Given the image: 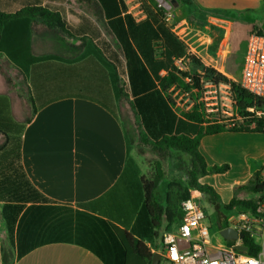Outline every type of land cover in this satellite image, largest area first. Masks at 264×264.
Here are the masks:
<instances>
[{"label": "crops", "instance_id": "crops-1", "mask_svg": "<svg viewBox=\"0 0 264 264\" xmlns=\"http://www.w3.org/2000/svg\"><path fill=\"white\" fill-rule=\"evenodd\" d=\"M175 2L0 0L5 14H49L10 19L0 34V60L25 87L29 111L21 119L19 96L0 90V264L3 252L8 264H151L161 255L162 233L181 219L174 196L187 190L199 199L179 161L169 162L173 153L183 155L189 173V156L169 150L161 160L153 153L165 136L200 131L168 103L159 82L184 68L181 42L224 74L232 18L261 13L264 0ZM217 135L198 146L203 185L220 167L207 161L202 144ZM152 181L159 217L145 198L144 183Z\"/></svg>", "mask_w": 264, "mask_h": 264}, {"label": "rangeland", "instance_id": "rangeland-1", "mask_svg": "<svg viewBox=\"0 0 264 264\" xmlns=\"http://www.w3.org/2000/svg\"><path fill=\"white\" fill-rule=\"evenodd\" d=\"M232 20L234 26L233 30L231 29L232 35L230 50L226 59L225 71L222 75L239 84L241 63L246 51V41L250 34L253 33V26L255 25L256 30H260L264 35V10L255 16H245V18L240 19L232 18ZM198 26L201 27L202 24L198 23ZM234 38L235 43L233 41ZM6 79H8V81H6ZM207 85L209 84L204 85L203 90L209 91L207 94L210 98L208 100V106H203L201 104L202 112L204 111L206 116H210V119L216 120L221 125H224L226 129L245 131L255 130L256 126L261 121L256 122L253 117H247V114L241 116L240 120H238L234 115H230L233 110L231 102L234 99L229 86L219 85L217 86V90L215 92ZM0 90L5 93L12 91L15 96H19L18 100L14 99L16 101L15 109L21 113V119L28 117L29 111L26 113L24 110L27 103V101H24L26 99L25 87L20 79L17 78L16 74L10 70L8 66L3 64L1 60ZM170 96L174 99L177 107L182 110L190 109L195 102L200 104L199 97L196 101H194L193 99L196 98L195 95L191 96L189 93L186 95L182 90L176 88L171 91ZM216 108L218 111H214ZM222 110L226 113L222 112ZM141 148L143 149V145H141ZM201 151L210 164L217 165L216 167H222L223 165L228 166V170L226 171L209 174V185L216 193L217 200L211 201L208 196L203 195L202 193H200V196L196 195L199 196L198 203L204 209L206 222L211 226V238L213 242H215L218 239L219 231L217 225L223 224V227L226 226L228 220L232 219V217L236 216L239 211H241L238 206L233 209H226V205H228L231 201L259 200L260 194L251 189L250 181L252 175H254L257 170L264 168V133L224 132L217 136L205 139V141H203ZM149 156L151 157L152 154H149ZM185 158L186 157H183V155L173 153V157L169 160L170 163L173 159L179 161L180 173L183 179L184 176L187 177L188 175L187 162ZM146 160L150 164L151 161H149V159ZM171 165L172 164H169V168L166 173H171V171H168L171 170ZM260 177L264 178L261 173ZM178 181L179 185H182V180L178 179ZM187 183L188 177L185 180V184ZM183 194L184 190H180V192L174 196V205L176 206L175 213H177V215L179 213L178 207L181 202V196ZM259 211L264 212V203L260 206ZM177 225L178 224L176 223L171 226L170 230H176ZM161 264L166 263L162 262Z\"/></svg>", "mask_w": 264, "mask_h": 264}, {"label": "trees", "instance_id": "trees-1", "mask_svg": "<svg viewBox=\"0 0 264 264\" xmlns=\"http://www.w3.org/2000/svg\"><path fill=\"white\" fill-rule=\"evenodd\" d=\"M41 12L49 15L44 10H30L24 9L15 14H5L0 12V34L2 31L3 24L10 20L18 17L30 16L33 12ZM254 33L261 34L260 30H256V26H253ZM186 46L181 42V53L180 58L182 59L183 69H178L173 67L167 76H165L159 82V88L161 92L166 95V99L170 105H175L173 98L170 96V90L172 88L180 89L185 93L195 95L196 98L193 100L196 101L197 98L203 94V88L206 84H211L213 86L226 85L229 86L233 99L236 101L238 111H245L248 107H258L261 108L264 106V102L259 98L255 97L253 94L243 89L239 84L229 80L224 75L218 73L216 70L205 67L202 65L199 58L195 55H192L189 52H186ZM186 69V70H185ZM8 81V79H6ZM120 96L123 97V88L119 90ZM192 99V98H191ZM180 116L192 123L197 124L200 127L198 134L191 138L186 135L178 136H165L162 139L154 142L152 145L153 153L161 160L166 159L168 156L169 150H176L183 154H186L190 158L191 169L188 173L189 177V188L194 189L209 197L211 201L217 200V195L214 190L208 186L203 185L198 182L200 176L207 174L206 164L203 157L198 152V146L200 140L204 136H213L224 132H253V133H264V124L261 122L256 126L255 130L245 131V130H236V129H226L224 125H221L216 120H212L202 112L201 104L194 105L188 110H180ZM1 133V132H0ZM3 135L6 136L4 133ZM15 141V138H14ZM142 143L147 144V141H142ZM227 169V166L220 168H211L209 173H220ZM251 189L260 194L259 200H243V201H231L228 205L225 206L226 209H233L236 206L240 207L241 210L248 211L252 214H257L259 212L260 206L264 203V178L260 177V172H256L251 178ZM157 186V181L145 182V198L147 204L150 208L153 216H158L162 213L163 210L156 204H152L153 200V191ZM189 197L187 190L184 191V194L181 196V202ZM180 202V204H181ZM153 206V209H152ZM181 218V214H180ZM10 224V222H9ZM219 229H223V224L217 225ZM117 234H126L121 232L119 229H116ZM9 237L12 236L13 228L8 225ZM242 244L246 248L245 254L249 256H257L260 251V246L256 245L254 241L248 236L245 235L242 240ZM140 243L136 242V250L140 251ZM2 262L3 264L7 263V256L2 253Z\"/></svg>", "mask_w": 264, "mask_h": 264}, {"label": "built area", "instance_id": "built-area-1", "mask_svg": "<svg viewBox=\"0 0 264 264\" xmlns=\"http://www.w3.org/2000/svg\"><path fill=\"white\" fill-rule=\"evenodd\" d=\"M158 7L164 9L162 3H159ZM166 16L170 18L169 10H166ZM239 85L264 102V35L253 32L248 37ZM207 86L216 92L217 86L211 84ZM208 93L209 91H203L200 97V104L203 106H208L210 99L207 96ZM231 103L233 108L231 116L234 115L240 120L241 116L247 114V117H253L256 122L264 123V106L248 107L245 111H238L236 101L233 100ZM260 173L264 176V168L260 170ZM198 200L193 196L182 201L181 219L177 223L176 230L171 231L167 228L162 233L159 264L162 262L166 264H264V212L252 214L241 210L223 227L244 236L248 235L256 245L260 246L257 256H249L245 254L246 250L239 251L235 248L244 246L241 239L227 241L222 238L220 231L223 229H219L218 239L213 242L210 234L211 226L207 224L204 209Z\"/></svg>", "mask_w": 264, "mask_h": 264}, {"label": "water", "instance_id": "water-1", "mask_svg": "<svg viewBox=\"0 0 264 264\" xmlns=\"http://www.w3.org/2000/svg\"><path fill=\"white\" fill-rule=\"evenodd\" d=\"M161 1H163L166 5H169V6H173L176 4L175 0H161ZM220 235L222 236L223 239L227 241L236 240V239H241V240L244 239L243 234H238L236 231L229 229V228L221 230ZM235 248L236 250H239V251L246 250L244 246H237ZM160 259H161V256L159 254H155L152 257L151 264H159Z\"/></svg>", "mask_w": 264, "mask_h": 264}]
</instances>
